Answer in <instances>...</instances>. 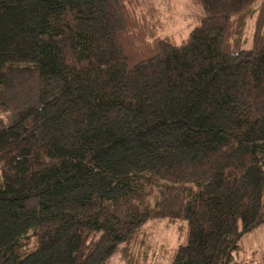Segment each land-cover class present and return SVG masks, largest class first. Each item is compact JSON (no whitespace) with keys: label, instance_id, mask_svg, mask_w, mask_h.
I'll use <instances>...</instances> for the list:
<instances>
[{"label":"trees","instance_id":"1","mask_svg":"<svg viewBox=\"0 0 264 264\" xmlns=\"http://www.w3.org/2000/svg\"><path fill=\"white\" fill-rule=\"evenodd\" d=\"M187 1L176 40L154 0H0V264L238 261L264 223V0Z\"/></svg>","mask_w":264,"mask_h":264},{"label":"rangeland","instance_id":"2","mask_svg":"<svg viewBox=\"0 0 264 264\" xmlns=\"http://www.w3.org/2000/svg\"><path fill=\"white\" fill-rule=\"evenodd\" d=\"M154 2L162 13L164 24L159 33L170 34L176 40L185 37L203 13L199 6L189 3L187 0H154ZM157 228L156 241L159 244L164 243L165 247H174L177 243L175 228L166 226L164 223L158 225ZM239 242L244 250L239 253L238 261L235 264H264V223L242 236ZM164 263L165 261L160 264ZM109 264L119 263L113 257Z\"/></svg>","mask_w":264,"mask_h":264}]
</instances>
